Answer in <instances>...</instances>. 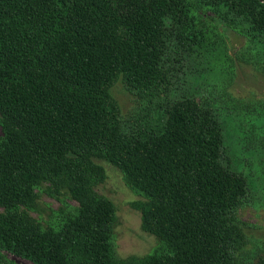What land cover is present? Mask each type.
Instances as JSON below:
<instances>
[{
	"label": "trees",
	"instance_id": "trees-1",
	"mask_svg": "<svg viewBox=\"0 0 264 264\" xmlns=\"http://www.w3.org/2000/svg\"><path fill=\"white\" fill-rule=\"evenodd\" d=\"M207 3L264 39V0ZM199 32L189 0H0V264L14 263L1 251L34 264H264L238 258L248 177L227 156L219 108L171 91ZM118 81L149 102L168 95L159 123L124 128ZM96 160L144 196L133 204L161 252L115 255ZM41 193L78 206L45 226L32 216L47 215Z\"/></svg>",
	"mask_w": 264,
	"mask_h": 264
},
{
	"label": "rangeland",
	"instance_id": "rangeland-1",
	"mask_svg": "<svg viewBox=\"0 0 264 264\" xmlns=\"http://www.w3.org/2000/svg\"><path fill=\"white\" fill-rule=\"evenodd\" d=\"M189 3L203 42L174 77L171 91L178 93L192 87L190 90H196L198 100L215 103L219 108L224 120L227 156L248 177L246 195L236 209L245 237L237 251L238 258L248 261L264 254V39H255L244 23L235 20L225 9L217 11L207 0H189ZM110 93L124 128L138 133L159 123L155 109L168 98L164 93L149 102L122 81L116 82ZM95 162L103 168L104 176L94 189L115 210L112 234L115 255L137 259L161 252L165 243L143 229L140 212L133 204L144 196L130 185L120 169L104 160ZM40 196L47 206V215L43 219L32 212V216L45 226L74 212L78 206L71 199L61 204L44 193ZM1 252L13 264H34L10 252Z\"/></svg>",
	"mask_w": 264,
	"mask_h": 264
}]
</instances>
